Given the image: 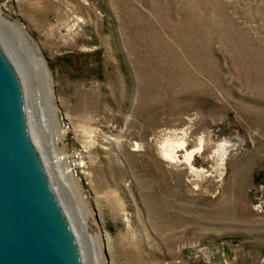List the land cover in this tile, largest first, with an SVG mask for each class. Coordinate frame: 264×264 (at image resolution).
<instances>
[{
    "label": "rangeland",
    "instance_id": "374dc122",
    "mask_svg": "<svg viewBox=\"0 0 264 264\" xmlns=\"http://www.w3.org/2000/svg\"><path fill=\"white\" fill-rule=\"evenodd\" d=\"M0 16L29 137L33 123L45 141L33 52L50 72L76 184L49 181L61 210L108 237L102 257L76 238L81 264H264V0H0ZM173 128L186 144L165 162Z\"/></svg>",
    "mask_w": 264,
    "mask_h": 264
},
{
    "label": "water",
    "instance_id": "95a60500",
    "mask_svg": "<svg viewBox=\"0 0 264 264\" xmlns=\"http://www.w3.org/2000/svg\"><path fill=\"white\" fill-rule=\"evenodd\" d=\"M0 264H81L31 143L20 82L0 48Z\"/></svg>",
    "mask_w": 264,
    "mask_h": 264
},
{
    "label": "bare ground",
    "instance_id": "6f19581e",
    "mask_svg": "<svg viewBox=\"0 0 264 264\" xmlns=\"http://www.w3.org/2000/svg\"><path fill=\"white\" fill-rule=\"evenodd\" d=\"M0 22H4L1 16H0ZM0 44H1V40H0ZM32 58H33L32 63L34 64V67L31 68V70L34 71V73H36L39 79V84L42 86V90L46 98V103L50 110L52 126L47 129L48 136H50V141L49 140L45 141L46 139L44 140V138L41 137V135L39 136L37 130L35 129L32 123L31 128H30V132H31L30 140L41 159L43 168L48 173L49 181L50 182L52 181L53 184L55 183L58 188L63 189V183L66 180H69L73 182L74 185H76L75 175L69 165L67 156L63 152H59L57 150V145L63 135V132L60 130L58 118L56 116L55 107L52 102L53 93H52V87H51L52 79L50 76V72L48 68L46 67L43 59L38 58L34 52L32 53ZM27 69L29 68L27 67ZM29 119H30L29 114L26 112V121H29ZM105 138L106 140L103 142L102 145L103 147L109 148L111 145V141L113 140L109 136H106ZM186 139H187V135L184 133L183 130L173 128L170 131H168L165 134V137L162 140L161 145L157 148V154L159 158L165 162H173V160L178 161L176 159L177 158L176 152L181 151L184 148L186 144ZM199 141H202V139L200 138ZM135 147L137 148L138 146L134 145V148ZM227 147L228 146L225 144H219L216 147V149L212 151L211 153L212 166L210 169L213 174L218 176V178L221 177V170L223 167L224 160L226 159ZM197 152H199V149L197 150ZM197 152L193 151L190 153H186L183 162L186 165H188L189 173L193 176L198 177L204 174L206 171H204L202 168H197L193 166L192 164H189L193 155ZM88 214L90 215L89 211H88ZM65 218L70 221L68 213H66ZM71 220H73V217H71ZM84 221H85L84 222L85 225L81 227L82 235L79 234V232L74 228L72 224L70 227L71 231L73 232L75 239L81 236L83 238L90 239L93 242L94 246L96 245L97 254L102 257L105 247L106 248L108 247V237L105 232H102L101 235L96 234V236L94 237L92 236L89 237L85 229V226L87 227L88 223L86 220Z\"/></svg>",
    "mask_w": 264,
    "mask_h": 264
}]
</instances>
